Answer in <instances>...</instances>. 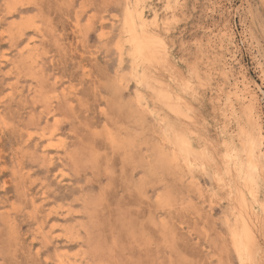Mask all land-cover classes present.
<instances>
[{
    "label": "rangeland",
    "instance_id": "1",
    "mask_svg": "<svg viewBox=\"0 0 264 264\" xmlns=\"http://www.w3.org/2000/svg\"><path fill=\"white\" fill-rule=\"evenodd\" d=\"M154 2L162 19L171 16L167 2ZM122 7L123 0H0V264H240L229 229L233 180L220 187L201 170L146 168L161 126L150 111L137 116L130 62L115 52ZM177 9L168 47L182 73L195 59L207 77L197 94L207 144L218 155L230 134L242 157L238 121L228 119L220 135L215 109L217 100L231 101L241 121L249 106L264 145V0H187ZM112 134L137 143L125 155ZM258 172L257 202L248 200L256 249L249 264H264Z\"/></svg>",
    "mask_w": 264,
    "mask_h": 264
},
{
    "label": "bare ground",
    "instance_id": "2",
    "mask_svg": "<svg viewBox=\"0 0 264 264\" xmlns=\"http://www.w3.org/2000/svg\"><path fill=\"white\" fill-rule=\"evenodd\" d=\"M159 1H163L164 3L167 2L166 3L167 7L171 9L170 10L171 13L169 12L171 14L170 17H167L165 19L161 18V16H160L161 10L159 11V9H158L159 4L157 5L154 2V0H123V7H122V13H121L122 14L121 23H119V24H121L119 27V28H121V33H120L121 35L118 37L117 42L115 44V52L117 54L118 61L121 63L126 58L129 60L131 78L133 79V81L135 82V85L137 86V91H136L137 98H136V100H137V103L140 107V110L138 109V112H137L139 115H137V114H135V115L143 116V118H144V116H145L144 113L146 111H150V113L154 117V120L157 121L159 126H161V127H159V128H161V130L158 133L160 136L161 142H160V144L157 142V140H156V142H153V144L157 143L156 145H154L150 149V153H151L150 155L153 159L148 161V165L146 168L150 169V172L153 171L152 169H169V168L183 169V170L187 169L190 176H193V173L195 172V170H197V171L201 170L204 175L206 174L209 178L214 180L216 182V184L220 187H222V185L224 184L223 179H229V181L233 180V184L229 185V187H227V189H228V194L231 196L232 202L235 201V203L233 202L235 204L233 209L231 208L232 212L234 213L235 216H234V224L232 222V224L230 225V228L229 227L228 228L230 229V234H231L230 238H231L232 246L234 248V251L236 252L239 263L240 264H249L250 260H251V252L256 250V249L251 251V249H253L252 248L253 247L252 241L254 239L253 238L254 233L252 232L251 226L254 224L251 225V220H250V219H252L251 215L249 218L250 206H249L248 200H249V198H251L253 200H256V202H257V199L259 196L258 188L260 185L259 183H260V178H261L258 170L260 171V169L261 170L264 169V148H263L264 145H263V137H262V134L260 133L259 123L252 118V113H254V112L251 111V108L249 106L248 107L243 106L241 111H244L245 113L242 112V114H241L242 119H240L241 121H239V118L237 119L238 115L235 112V110L233 109L234 106L232 107V103H229L231 101L228 100L229 102L227 103V101L225 102L223 100H220V99L217 100L216 99L218 104H216L217 108L215 109V111H216V115H215L216 117L215 118L217 119V122L222 121L219 124L220 126L218 128L219 134L220 135L228 134V128H227L228 124H229L228 119L238 121L237 122L238 123V133L236 134V137L239 138V140L241 142V149L240 148L239 149L243 153L244 158H242L243 156L241 157L239 152L237 151V148L235 147V144H234V139H233L232 135H230V134L226 137H222V138L220 137L222 139V141H221V144L223 147V151L221 150L222 153L216 155L215 153L212 152L211 145L207 144V141L205 139L206 136L204 137V134H203V132L205 130L204 127H205L206 123L203 119L204 117L202 116V112L199 110V109H201V101L202 100H199V97L197 95L199 93L200 89H202V87L206 86L205 84L207 83L206 82L207 79H205V78H207V77L202 78L203 75H202V72L201 73L199 72L198 65L193 63L195 59L191 61L193 64L189 63L190 65H189V68L187 70V73L186 74H185V72L182 73V71L179 69V67H176V65H174L172 55H171L169 47H168V39L171 36L170 35L171 30L173 28L174 23L177 21V19L179 17L178 12H177V10H178L177 8H181L182 6L186 5L187 0H172V1L171 0H159ZM9 9H11V8H9ZM164 9H165V6H164ZM181 10H183V9H181ZM178 11H180V10H178ZM148 13L150 14L149 16H147ZM180 13H181V11H180ZM29 25H32V23H30ZM112 25H113V23H112ZM37 28H38L37 25L32 26V29L34 31L37 30ZM2 32H1V34H2ZM216 39H217V37H216ZM199 45H201V44H199ZM208 49H209V47H208ZM2 54H3V52H2ZM2 58H5V57L3 56ZM180 61H181V58H180ZM163 68H164V70H163ZM215 68H216V66H215ZM153 69L156 71H159V72L155 73L152 71ZM157 69H159V70H157ZM160 69H162V71ZM160 71H161V73H160ZM155 74L157 75V77ZM123 78H125V77L123 76ZM126 79H127V77L125 78V80ZM122 89H125V85H124V88H122ZM113 91H115V90L113 89ZM113 93L115 94L116 91ZM147 95L149 96L151 102L157 103L159 105L157 110H154L153 108H149L148 105H145L143 103L144 101L147 100ZM217 98H219V97H217ZM128 100L126 102H129ZM132 100L134 101V98ZM194 102L195 103L198 102L200 105H198L196 107ZM134 103H136V101ZM131 104H132V102H131ZM60 106H59V108H60ZM121 107L122 106H120L119 108H121ZM245 107H247V108H245ZM252 107H254V106H252ZM125 108H127V107H125ZM130 110H132V109H129V111ZM100 113H101V111H100ZM130 114H132L131 111H130ZM198 117L201 118V120L203 122L202 124H197V122L200 123V121H198ZM254 117H255V115H254ZM140 118H142V117H140ZM135 121H137V120H134V123H135ZM128 122H129V120H128ZM134 123L133 124L131 123V125H134ZM127 124H129V123H127ZM138 125H139V122H138ZM128 126H130V124ZM107 128H108V126H107ZM156 130H158V129H156ZM42 131H44V130H42ZM53 131L54 130H52V133H53ZM145 131H146V129H145ZM30 132H32V131H30ZM49 132H51V131H49ZM230 133H232V132H230ZM42 134L40 137H42ZM48 134H50V133H48ZM105 134H104V136H106ZM155 134H156L155 136H157V133H155ZM217 134H218V132H217ZM109 136L110 135H108V139H110L112 143L114 142L115 145L118 146L119 148L120 147L124 148L125 155H128L129 151L131 150L133 145L137 143L136 142L133 144V141H132L133 139H125V140L123 139V140L118 141L117 139L114 138L113 134L110 137ZM218 137H219V135H218ZM136 139H137V137H136ZM147 139H148V137H147ZM150 139L152 140L151 137H150ZM57 140L59 141V138ZM58 141H56V142L58 143ZM49 142L50 141H48V144H50ZM149 142H151V141L149 140ZM105 143H106V141H105ZM218 143H219V141H218ZM115 149L117 150V147ZM120 150H122V149H120ZM20 151L21 150H19V153H20ZM121 152H118V153L120 154ZM70 153H71V151H70ZM15 154H17V153H15ZM21 154H22V152H21ZM121 154H123V153H121ZM216 156H217V158H216ZM123 158L126 159L125 157H123ZM142 158L143 157L141 156V161L143 160ZM134 159H135V157H134ZM218 160L222 161V163L224 162L225 166L219 165L220 162L218 164ZM143 162H145V160H143ZM125 163H126V161H125ZM134 170H135V168H134ZM164 172H166V171H164ZM181 172H182V170H181ZM144 175H145V173H144ZM185 175H187V174H185ZM261 175L263 176L264 174H261ZM174 176H175V174H174ZM179 179H181V178H179ZM195 180H196V178H195ZM194 182H193V184H194ZM27 186H29V185H27ZM140 186H142V185H140ZM140 192H142V191L139 190V193ZM167 192H168V190H167ZM163 195H165V194H163ZM23 196H24V194H23ZM149 199H150V197H149ZM164 199H165L164 196H161V198H159V201H162ZM166 201H167V199H166ZM167 202L169 203V200ZM147 203H148V201H147ZM162 204H164V203H162ZM165 204H166V202H165ZM159 206H161V205H159ZM28 209H30V208H28ZM92 220H93V218H92ZM227 222H229V220ZM166 223H167V221H166ZM229 224L230 223H228L227 225H229ZM167 235H169V234H167ZM77 238H79V236ZM165 239H167V238H165ZM256 243H258V242H256ZM255 248H257V247H255ZM59 264H73V263H71L69 260H66L65 258H60ZM112 264H113V262H112Z\"/></svg>",
    "mask_w": 264,
    "mask_h": 264
}]
</instances>
